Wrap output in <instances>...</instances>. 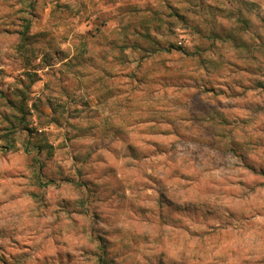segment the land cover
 I'll list each match as a JSON object with an SVG mask.
<instances>
[{
    "label": "rangeland",
    "instance_id": "obj_1",
    "mask_svg": "<svg viewBox=\"0 0 264 264\" xmlns=\"http://www.w3.org/2000/svg\"><path fill=\"white\" fill-rule=\"evenodd\" d=\"M0 91V264H264V0H0Z\"/></svg>",
    "mask_w": 264,
    "mask_h": 264
},
{
    "label": "trees",
    "instance_id": "obj_2",
    "mask_svg": "<svg viewBox=\"0 0 264 264\" xmlns=\"http://www.w3.org/2000/svg\"><path fill=\"white\" fill-rule=\"evenodd\" d=\"M27 28H28V23L25 22V25H24V29L22 30L21 32V38H22V42L26 41V37L24 35L25 31H27ZM145 40L146 42L148 43L147 46H146V49L148 50H152L154 51L155 49H158V50H164V51H171V50H177V51H182L181 48H178V47H175L173 45H171L169 48H161L160 45H158V43L155 41V40H152L151 37H149L148 35H143V34H140ZM137 45V44H136ZM22 47V45H21ZM141 46L138 45V48L140 49ZM0 96H2V92L0 91ZM37 149L39 152H41L43 150V145H38L37 146Z\"/></svg>",
    "mask_w": 264,
    "mask_h": 264
}]
</instances>
